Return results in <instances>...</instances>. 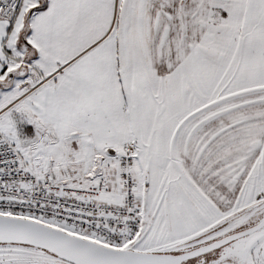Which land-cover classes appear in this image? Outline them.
<instances>
[{
	"label": "snow or ice",
	"instance_id": "snow-or-ice-1",
	"mask_svg": "<svg viewBox=\"0 0 264 264\" xmlns=\"http://www.w3.org/2000/svg\"><path fill=\"white\" fill-rule=\"evenodd\" d=\"M0 264H264V0H0Z\"/></svg>",
	"mask_w": 264,
	"mask_h": 264
}]
</instances>
